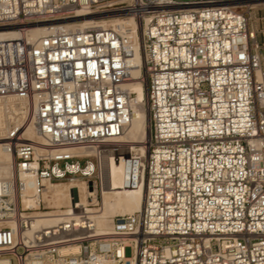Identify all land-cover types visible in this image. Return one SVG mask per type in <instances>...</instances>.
Instances as JSON below:
<instances>
[{
  "label": "built area",
  "instance_id": "2783aa9c",
  "mask_svg": "<svg viewBox=\"0 0 264 264\" xmlns=\"http://www.w3.org/2000/svg\"><path fill=\"white\" fill-rule=\"evenodd\" d=\"M250 1L0 0V29L18 31L0 39V263L264 264V43ZM91 14L135 26L78 27ZM33 25L49 30L28 40ZM132 31L149 136L122 162L140 207L99 230L76 202L32 230L47 185L81 180L98 205L99 153L132 120Z\"/></svg>",
  "mask_w": 264,
  "mask_h": 264
},
{
  "label": "bare ground",
  "instance_id": "6f19581e",
  "mask_svg": "<svg viewBox=\"0 0 264 264\" xmlns=\"http://www.w3.org/2000/svg\"><path fill=\"white\" fill-rule=\"evenodd\" d=\"M264 3V0H253L250 1V5H256L258 3ZM103 14L96 15H80V19L77 24L78 27H97V26H107L110 24H128L134 29V23L132 19H124L117 17L115 15H110L108 17H101ZM55 29V28H53ZM49 27L45 28L43 25H33L26 34L28 40H33L40 35L44 34ZM18 36V31L13 28H1L0 29V39H12ZM131 37H133L134 43L132 44L133 53L130 63L132 76L134 79L126 87L129 89V93L132 98L131 102V115L132 120L129 125L125 128L127 130L123 131L121 135L117 138L119 144L117 149L107 148L102 150L99 154V168L98 174L100 178V192L101 193V207L89 208L88 207V197L91 195L86 189V184L81 181H75L73 183H56L53 185H47L46 195L47 201L52 202V207H63V209H58V212H47L48 215H43L42 217L36 218L31 226L32 230L41 229L43 227H50L56 224L57 221L63 219L65 216L71 212L74 203L77 202L78 205L84 207L86 213L94 222L95 226L99 230H107L111 225V218L114 217L117 212H129L128 214L134 213L140 207L142 197H143V185L142 183L137 184L132 188L127 195H123L125 190L124 173H123V158L128 157L124 153V150H130L133 148H138L139 151L143 152L144 148L136 140H125L134 138L139 134L146 135L147 128L144 127L143 120L145 115L141 109V105L138 102L140 98V93L142 90L141 81L138 80L139 65L141 63V56L138 52V46L136 42V37H134V32H131ZM143 112V113H142ZM125 132V133H124ZM30 133V132H29ZM138 139V138H137ZM147 139V138H146ZM144 142V141H143ZM138 144L140 146H138ZM5 155L0 154V174L7 175L10 172V164L3 160ZM142 186V188H141ZM141 189V190H140ZM72 190H77L79 194L78 198H73ZM93 194V202L96 201L95 194ZM0 264H8L1 262Z\"/></svg>",
  "mask_w": 264,
  "mask_h": 264
},
{
  "label": "rangeland",
  "instance_id": "374dc122",
  "mask_svg": "<svg viewBox=\"0 0 264 264\" xmlns=\"http://www.w3.org/2000/svg\"><path fill=\"white\" fill-rule=\"evenodd\" d=\"M251 14H252L251 25H252L253 30L255 31L257 40L259 42H261V43H264V3L260 2V3L256 4V5H253V7H252V13ZM141 84H142V90H141V93H140L141 96L138 99V102L140 103L141 109L144 112V113L143 112L142 113L145 115L144 120H143V124H144V127L147 128V134H148V114H147V111H146V102H145V95H144V86H143V83L142 82H141ZM126 131L127 130H125V132ZM148 136H149V134H148ZM146 138H148V137H146V135L139 134V135H137L134 138L125 139V140H127V141L128 140L129 141L130 140H136V141L139 142V139H140L139 144L140 145L141 144L143 145V141H145ZM139 144H138V146H140ZM141 147H143V146H141ZM133 149H137L138 150V148H133ZM133 149H130V150H133ZM130 150H124V153L127 154V156H129L130 155L129 154ZM122 182H124V179L122 180ZM141 188H142V186H141ZM131 189L132 188H126L125 187V190L122 192L123 195L124 194L127 195L128 192ZM72 194H73V198H76L77 197V194H76V191L75 190H72ZM97 194H98V196H97L98 205L95 206V207H89L88 206L89 208H97V207L99 208V207H101V193L97 192ZM88 202H89L88 204L92 203L90 201V199H88ZM48 203H49V205L51 207V209L48 212H55L56 213V212H58L57 211L58 209H63V207H56V208L52 207V205H53L52 202H49L48 201ZM128 213L129 212H125V213L124 212H120V213L117 212V214H121V215L128 214ZM126 253H127V255H129V251L126 250Z\"/></svg>",
  "mask_w": 264,
  "mask_h": 264
}]
</instances>
